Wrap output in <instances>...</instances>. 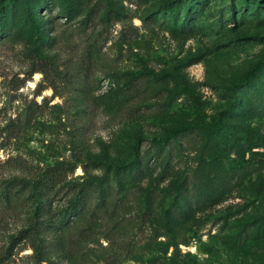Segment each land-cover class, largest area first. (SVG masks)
<instances>
[{
	"label": "rangeland",
	"instance_id": "1",
	"mask_svg": "<svg viewBox=\"0 0 264 264\" xmlns=\"http://www.w3.org/2000/svg\"><path fill=\"white\" fill-rule=\"evenodd\" d=\"M31 2L37 42L18 3L0 9V183L64 166L54 219L84 181L110 195L7 254L33 203L0 202V264H264V63L234 85L264 55V0H78L71 20L64 0ZM217 117L237 170L187 209L223 179L209 141L193 130L154 150L172 128Z\"/></svg>",
	"mask_w": 264,
	"mask_h": 264
},
{
	"label": "trees",
	"instance_id": "2",
	"mask_svg": "<svg viewBox=\"0 0 264 264\" xmlns=\"http://www.w3.org/2000/svg\"><path fill=\"white\" fill-rule=\"evenodd\" d=\"M2 2L6 5H13L14 3H18L20 5L28 28L34 33L35 41H39L40 37H38V34L41 30V23L40 19L37 17L36 8L32 4L31 0H0V9L2 7ZM77 7L78 0H64V7L61 13L65 19L71 20L77 13ZM9 34V27L4 26L0 22V37L2 38ZM263 63L264 55L252 67L248 68L242 74L240 79L234 83V85L240 86L246 84L256 75ZM230 106L231 104H229L226 109L228 110ZM224 127L225 123L220 117H217L209 125H201L197 123L183 124L169 130L163 137H161V142L155 147L154 153L155 156L158 157L164 150V145L167 144L169 139L174 141L178 136L193 130H201L203 135L209 141L213 156L216 162H218L219 175L222 176L223 179L212 186L201 184V186L196 188L197 192L194 195V198L188 201H181L187 209L192 206L205 205L210 200L217 198L220 193L226 189L230 178L237 170L234 162L219 151L218 145L215 141V136L220 133ZM167 158L168 157L165 158L162 164L158 177H162L168 171L169 163ZM146 168L147 165L145 164L144 169ZM64 171L65 168L62 165H49L44 167L40 173L30 181L10 179L6 180L4 183H0V202L4 205L8 206L13 198L18 197L19 194L24 192L25 198L29 199L33 203L29 224L25 228L19 230L16 235L11 237L7 247L5 248V254L9 253L12 247L19 242H27L32 247L36 248L34 244L36 237H39L40 234L54 233L58 227L64 225L69 218L80 215L88 201L92 198L96 201V207L102 208L105 206L106 198L110 195V187L102 184L95 186L92 182L87 180L79 184L74 189L71 196L66 200L60 216L54 219V215L50 210V197L57 192L60 183L63 181ZM134 172L137 175H143L142 168L137 165H135ZM185 185L186 184L183 183L179 184V189L183 194L187 191V187ZM169 207L174 206L170 204ZM175 209L176 210L174 211H177L180 215L181 211L177 208Z\"/></svg>",
	"mask_w": 264,
	"mask_h": 264
}]
</instances>
